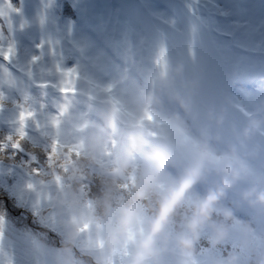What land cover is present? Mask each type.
I'll use <instances>...</instances> for the list:
<instances>
[{
  "label": "clouds",
  "instance_id": "9594fccd",
  "mask_svg": "<svg viewBox=\"0 0 264 264\" xmlns=\"http://www.w3.org/2000/svg\"><path fill=\"white\" fill-rule=\"evenodd\" d=\"M62 113L43 118L45 160L27 171L35 264H264L256 150L221 151L179 117L157 128L142 109ZM261 125L253 118L244 141Z\"/></svg>",
  "mask_w": 264,
  "mask_h": 264
},
{
  "label": "trees",
  "instance_id": "16d2710c",
  "mask_svg": "<svg viewBox=\"0 0 264 264\" xmlns=\"http://www.w3.org/2000/svg\"><path fill=\"white\" fill-rule=\"evenodd\" d=\"M1 9H3V14L7 15L6 23L11 25L10 17L13 18V24L14 20L17 18L19 10L21 9V6L15 7L14 5H11L10 7L7 6L5 2L0 1V10ZM27 12L28 10H25L22 14V18L26 19V21L23 22L25 33H39V25H37V23L29 21ZM251 25L254 26L253 23ZM17 39H19V37H17ZM19 45L20 44H16V47L12 46L13 56L14 54H17L18 50L20 57L18 56L17 58L21 60L18 63L20 64L19 66L21 67L24 63V65L29 68L35 67V70L33 72L34 74L27 75L28 79L31 82H39L47 88L54 85L56 82L57 87L64 83H67L66 77L63 75L65 69H61L58 71V65L60 67H63V65L66 64L65 60L67 59L77 61L80 54V51L77 50V43H74L72 38H68L62 43H53L51 40L47 42L45 41L40 44L41 47H37L35 44H33L31 46L23 45V48H19ZM174 52L176 53L175 50ZM183 55L184 57L182 55L180 57L181 62H177L175 64V68H178L179 66L200 67L199 60L194 58V53L191 56H187L184 53ZM79 63L80 61L77 64ZM17 68L19 69V67ZM171 68L172 74L174 75V80L171 81L170 84L175 88V93H178V99L175 101L168 100L171 109H167V111L158 110L157 113L153 112L150 114V116L146 114L147 111L143 110L144 117L149 124L157 128H164L171 123V120L165 118L167 115H180L184 118L185 122L187 123L186 125L189 128V132H186V135L192 136L195 135L198 130H206L211 137L218 140L217 147L219 150L221 148H224L228 143L229 137L227 133L231 132V126H234L235 124L237 125L239 121L240 126H243L244 123L247 124V122L249 124V119H252V117L250 116V114L244 111L240 115L237 112L227 115L228 113L219 110L222 108H227L229 112H231L232 110L231 102L229 101V99H226L225 101L223 97H220L219 90L216 89L217 93L215 95V98H213L209 94L207 88L205 87V84H194L193 82L187 80V78L192 75L191 69L187 68V70H183L181 76L177 77V69H175L173 66ZM96 72L106 76V73L104 74L101 69L97 70ZM27 77L24 78L26 79ZM14 80L16 81L15 87L21 89L22 91L26 92L30 87V84L26 81H21L17 78H15ZM5 83H7L6 80L2 84L3 87H5ZM80 88L81 87L79 86H74L73 90L81 92ZM224 89H226V86H224ZM38 90L39 87H36L33 89V91H31V93H28L26 97H19L18 100H16L13 95L9 94V97L7 98L10 103L9 107L14 110H2L5 113L2 114L3 116L2 118H0V132H2L0 133V183L4 184L3 190L8 192V195H12L11 198L14 200L17 206H22L23 203H26L25 206L29 210H31L30 205L28 201L24 200V198H26L25 183L28 179L27 171L30 166H40L44 163L45 160L44 153L42 151L44 143L42 135L45 132V129L42 127V120L44 117H42V112L39 113L40 110H37L39 102L37 103L32 95L34 92L38 93ZM54 91L55 90H49V92L53 96ZM56 92L59 93L58 90H56ZM87 95L88 96H86V102L84 100L77 101L73 97H71V95L65 94L66 99L63 100V102H66L67 105H71L73 114H76L75 112H79L80 115H82L83 113L82 110L86 111L87 105L88 109L86 112H88V116H90L91 114H93V110L90 109L93 95L92 97L91 94ZM139 98L140 96H132L130 94L128 95L127 99L131 101V103H133V105L131 104V110H134L133 106L137 104V102L134 100ZM24 103H27L28 106L26 107ZM104 104H107L109 107L115 106L114 104L109 103ZM119 107L123 108L127 107V105L122 104L121 106L120 104ZM21 111L25 113H33L32 117L25 120V126L22 131L25 134L24 138L29 139L34 146H30L31 144L29 143L25 144L27 141H20L21 137H19V139L15 137L16 135L20 136L19 130L21 129V124L19 116ZM10 118L13 120V122H10L11 124H6L9 123L8 120ZM64 130L66 132L70 131L69 126L66 125ZM153 135H156V133L154 132ZM8 136L12 137L11 141L6 139ZM13 143H19L22 151L18 153L13 152L11 150ZM33 157H35V161L33 160ZM256 246H260L259 241L256 242Z\"/></svg>",
  "mask_w": 264,
  "mask_h": 264
},
{
  "label": "rangeland",
  "instance_id": "374dc122",
  "mask_svg": "<svg viewBox=\"0 0 264 264\" xmlns=\"http://www.w3.org/2000/svg\"><path fill=\"white\" fill-rule=\"evenodd\" d=\"M91 1V3H92V0H90ZM107 5H110L111 4V6H113V7H115L116 5H119L120 4V2H118L117 0H103ZM119 1H121V0H119ZM162 1V0H161ZM12 3H13V5L15 6V7H17L18 6V4L16 3V2H14V1H12ZM95 10H96V8H95ZM91 11H93V10H91ZM130 14H131V11H134V9H129V10H127ZM66 16L68 17V18H70V19H73L74 18V15L72 14V12H71V10L69 9V8H67V10H66ZM132 17V16H131ZM100 20V19H99ZM133 25H134V23H133ZM92 40V39H91ZM179 48L180 49H183L185 52H188L189 50H192V48L193 47H195L197 50L198 49H201L200 47H199V45H197L194 41H193V39H191V37L189 36V34H188V30H186L185 31V36H184V38H183V40H181V39H179ZM212 42V47L209 49V43H211ZM132 43V42H131ZM206 45H207V47H208V52L205 54V57H204V59L206 60V61H209L210 63H212L213 65H216V68H217V71H219L220 70V68H222L223 67V64H222V62H221V60H220V54H219V52H221L222 54L221 55H223V57L224 58H226V59H230V55L227 53V47H226V45L224 44V43H222V42H217V43H213V41H207L206 43H205ZM234 44H236V45H238V42L237 41H235L234 42ZM185 47H187V49H185ZM196 53V52H195ZM197 54V53H196ZM202 62H203V56H202ZM101 65H107V63H106V61L105 60H103V61H101ZM39 233V232H38ZM21 236V235H20ZM21 237H23V236H21ZM20 242H25L26 243V241L25 240H20ZM33 257L35 258V256L33 255ZM2 258H3V256H2ZM6 258L7 259H9L10 257L9 256H6ZM0 264H3L2 263V261H1V257H0Z\"/></svg>",
  "mask_w": 264,
  "mask_h": 264
},
{
  "label": "snow or ice",
  "instance_id": "6c2138e0",
  "mask_svg": "<svg viewBox=\"0 0 264 264\" xmlns=\"http://www.w3.org/2000/svg\"><path fill=\"white\" fill-rule=\"evenodd\" d=\"M10 7H11V5H10ZM0 14H3V13H0ZM12 53H13V48H12V46H9V48H8L7 51L2 52V55H3L4 60H6V61L9 60L10 57H11V55H12ZM34 60H35V58H34ZM57 70L59 71V68ZM73 73H74V70H68V71H66V72L63 73V75L66 77V82L69 83V84L71 83V77L73 76ZM70 90L71 89H69V88L62 89V91L65 94H67ZM61 114H63V113H61ZM32 115H33V113H31V112L25 113V112L21 111V113H20L19 120H20V124H21V129L19 130V133H20V137L21 138H23V136L25 135L24 132L22 131V129L25 126V123L24 122H25V120L27 118L32 117ZM6 139H8L9 141H11L12 137L11 136H8ZM11 150L13 152L18 153V152H21L22 151V148H21V146H20L19 143H13Z\"/></svg>",
  "mask_w": 264,
  "mask_h": 264
}]
</instances>
